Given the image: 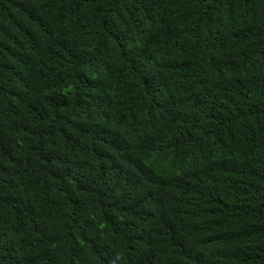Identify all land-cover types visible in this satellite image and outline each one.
Masks as SVG:
<instances>
[{
  "label": "trees",
  "instance_id": "trees-1",
  "mask_svg": "<svg viewBox=\"0 0 264 264\" xmlns=\"http://www.w3.org/2000/svg\"><path fill=\"white\" fill-rule=\"evenodd\" d=\"M0 264H264V0H0Z\"/></svg>",
  "mask_w": 264,
  "mask_h": 264
}]
</instances>
